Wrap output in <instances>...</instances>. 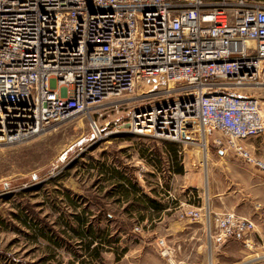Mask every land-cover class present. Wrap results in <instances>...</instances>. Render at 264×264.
Instances as JSON below:
<instances>
[{
    "label": "built area",
    "instance_id": "obj_1",
    "mask_svg": "<svg viewBox=\"0 0 264 264\" xmlns=\"http://www.w3.org/2000/svg\"><path fill=\"white\" fill-rule=\"evenodd\" d=\"M144 80L167 86L139 94ZM253 86H264V0H0V143L80 113L101 135L95 117L112 113L107 136L194 144L187 133L198 125L203 138L215 131L220 152L264 172L245 144L264 133L261 101L243 91ZM136 97L144 106L123 120ZM177 208L180 219L203 217L200 207ZM256 211L264 218V206ZM207 227L218 247L255 246L249 216L226 211ZM157 245L167 264H193L165 237Z\"/></svg>",
    "mask_w": 264,
    "mask_h": 264
},
{
    "label": "rangeland",
    "instance_id": "obj_2",
    "mask_svg": "<svg viewBox=\"0 0 264 264\" xmlns=\"http://www.w3.org/2000/svg\"><path fill=\"white\" fill-rule=\"evenodd\" d=\"M257 87L243 91L257 96L264 111V86ZM145 101L134 98L122 119ZM116 115L95 117L101 135L89 114L80 113L32 139L0 143V264H167L158 239L165 237L181 247V257L193 258L190 232L200 228L195 253L202 264H264V218L256 211L264 206V172L210 142L205 167L196 144L131 133L107 136ZM187 134L189 141L203 139L198 125ZM174 148L179 163L173 162ZM180 167L183 171L176 172ZM117 172L138 183L141 193L130 195L137 207L124 199L122 189H133ZM143 195L160 205H151ZM182 204L202 208L203 217L180 219L177 207ZM226 211L255 220V246L230 240L218 247L208 240L207 225L214 228L215 217ZM94 236L108 241L100 255L85 249Z\"/></svg>",
    "mask_w": 264,
    "mask_h": 264
},
{
    "label": "trees",
    "instance_id": "obj_3",
    "mask_svg": "<svg viewBox=\"0 0 264 264\" xmlns=\"http://www.w3.org/2000/svg\"><path fill=\"white\" fill-rule=\"evenodd\" d=\"M173 155H172V158H173V162L176 161L177 163H179V156L175 150V148L173 149ZM183 171V168L180 167L179 170H177L176 172L180 173ZM118 175H119V180L120 181H124V182H128V184L131 185V188L133 189V192H130L129 189H122V192H123V197L124 199H126L127 203L129 206H131V208H135L137 207L136 206V202L137 200L136 199H131L130 200V195H135V197H137L140 193H141V189H139L138 187V183L135 182L133 179L132 176H128L126 174H123L122 172H117ZM124 184H119V188H124L123 186ZM118 187V186H117ZM143 198L146 199V201H148V203H151V205L153 206H159V202L155 201V200H152V199H148V197L146 195H143ZM160 208H163V207H160ZM98 237L94 236L90 241L86 242L85 244V249L88 250L89 252H94L95 254L97 255H100V250L105 247L106 245V242L108 241H98L97 240ZM82 264L84 262H81Z\"/></svg>",
    "mask_w": 264,
    "mask_h": 264
},
{
    "label": "crops",
    "instance_id": "obj_4",
    "mask_svg": "<svg viewBox=\"0 0 264 264\" xmlns=\"http://www.w3.org/2000/svg\"><path fill=\"white\" fill-rule=\"evenodd\" d=\"M245 144L253 154L257 155L261 159H264V135L249 138V139L245 140ZM245 165L256 169V167H254V165H251V164H245ZM169 209L172 210V207L166 208L165 210H169ZM256 231L257 230H255V232L253 233V236L256 234ZM190 233L193 234L192 238H193L194 243L192 245V248H193V253H192L193 256L192 257L193 258H191V256H189V257L192 259L194 264H202V258H200L197 255V253H195V251H198V250H196V245L198 244V242L200 241V239L203 236L202 229L201 228L199 230L194 229ZM197 249H199V247H197ZM210 263H211V258H210Z\"/></svg>",
    "mask_w": 264,
    "mask_h": 264
},
{
    "label": "bare ground",
    "instance_id": "obj_5",
    "mask_svg": "<svg viewBox=\"0 0 264 264\" xmlns=\"http://www.w3.org/2000/svg\"><path fill=\"white\" fill-rule=\"evenodd\" d=\"M166 86H167V84H165V82H163V81H150V80L147 81V80H144V81L140 82V84H139V87H138L139 88V94H142V92L157 91L159 89L165 88ZM249 88H251V87H248V88H245V89H249ZM257 88H261V86H259ZM261 112H262V115L264 116L263 108H262ZM208 142H209V139H208V136H206L205 138H203V141L201 143L200 142H195L194 143V144L198 145L201 148V150H202L203 161L205 163V167H206L207 162H208V152H207ZM208 223H211V218L208 221Z\"/></svg>",
    "mask_w": 264,
    "mask_h": 264
},
{
    "label": "water",
    "instance_id": "obj_6",
    "mask_svg": "<svg viewBox=\"0 0 264 264\" xmlns=\"http://www.w3.org/2000/svg\"><path fill=\"white\" fill-rule=\"evenodd\" d=\"M216 136V133L214 130H210L209 132V142L212 144V145H215L214 144V138Z\"/></svg>",
    "mask_w": 264,
    "mask_h": 264
}]
</instances>
